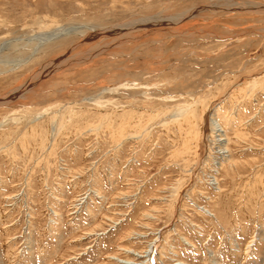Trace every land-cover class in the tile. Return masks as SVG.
I'll list each match as a JSON object with an SVG mask.
<instances>
[{
  "label": "rangeland",
  "instance_id": "1",
  "mask_svg": "<svg viewBox=\"0 0 264 264\" xmlns=\"http://www.w3.org/2000/svg\"><path fill=\"white\" fill-rule=\"evenodd\" d=\"M262 7L0 0V264H264Z\"/></svg>",
  "mask_w": 264,
  "mask_h": 264
},
{
  "label": "bare ground",
  "instance_id": "2",
  "mask_svg": "<svg viewBox=\"0 0 264 264\" xmlns=\"http://www.w3.org/2000/svg\"><path fill=\"white\" fill-rule=\"evenodd\" d=\"M227 2V1H226ZM225 2V3H226ZM223 3V2H222ZM229 4H230V2H229ZM237 5H239V6H241L242 4H236V6ZM243 5H245V4H243ZM213 6V5H212ZM221 6H223V5H221ZM208 7H211V5L210 6H208ZM207 7V8H208ZM214 7V6H213ZM235 7V6H234ZM247 7V6H246ZM254 7V6H253ZM261 7V6H260ZM210 9V8H209ZM233 9V8H232ZM236 9H238V8H236ZM244 9V8H243ZM261 10H264V7H262V8H260ZM260 9H257V10H255V11H258V10H260ZM254 10V9H253ZM190 12V14H188V13H186L185 12V14H177V16L176 15H174V16H172V17H170V18H168L169 19V21L168 22H171L174 26H176L178 23H180V22H182L184 19H187V18H189V17H191L192 15H193V11H189ZM183 13V12H182ZM165 18V17H164ZM163 18V19H164ZM167 18V17H166ZM190 19V18H189ZM150 20L151 19H144V20H142V22L143 23H146V22H150ZM155 20V19H154ZM163 21V20H162ZM140 22V21H139ZM135 23V22H134ZM141 23V22H140ZM152 23V22H151ZM135 24H138V22H136ZM134 24V25H135ZM128 26H129V24H127ZM131 25H133V24H131ZM185 25H187V24H185ZM184 25V26H185ZM121 26V25H120ZM73 29H75L74 27L73 28H59V29H57L56 31H54V32H49V33H46V34H42V35H40V36H37L35 39H38V41L40 42L39 43V45H37V47H36V49H35V51H37L38 50V48L39 47H41V45L42 44H44V43H47V42H50V41H52V40H55L56 38H58L59 36H61V35H63V34H68V33H70L71 31H75V30H73ZM180 29V28H179ZM183 29V28H182ZM174 31V30H173ZM109 33H110V31H108ZM34 49V48H33ZM38 52V51H37ZM62 55V54H61ZM72 56V55H71ZM81 57H76V56H72V57H67V56H61V57H58L57 59H54V60H52V61H50L49 63H47V65H45L40 71H38V74H37V76L36 77H39L40 75H42L43 74V72L45 73V71L47 70L48 72H49V70H50V68H58V67H60L61 65H66V63L68 62V61H74L75 62V60H78V59H80ZM68 65V64H67ZM63 68V67H62ZM46 71V72H47ZM28 86V85H27ZM23 90V87H18V88H16L15 89V91H13V94H12V96H14L15 94H18L19 92H21ZM181 112V111H180ZM209 120H210V124H211V126H212V131H213V133L217 136V137H221V132H222V130H221V126H220V124L214 119V118H212V117H210L209 118ZM155 248H156V241L155 242H153L152 244H150L149 245V247H148V251L146 252V257L147 258H152L153 257V255H154V252H155ZM147 262V261H146Z\"/></svg>",
  "mask_w": 264,
  "mask_h": 264
}]
</instances>
